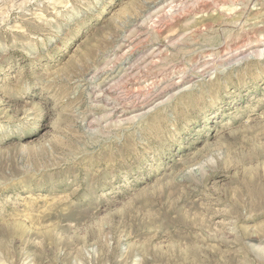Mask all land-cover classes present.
I'll return each mask as SVG.
<instances>
[{
  "label": "rangeland",
  "instance_id": "374dc122",
  "mask_svg": "<svg viewBox=\"0 0 264 264\" xmlns=\"http://www.w3.org/2000/svg\"><path fill=\"white\" fill-rule=\"evenodd\" d=\"M0 264H264V0H0Z\"/></svg>",
  "mask_w": 264,
  "mask_h": 264
},
{
  "label": "bare ground",
  "instance_id": "6f19581e",
  "mask_svg": "<svg viewBox=\"0 0 264 264\" xmlns=\"http://www.w3.org/2000/svg\"><path fill=\"white\" fill-rule=\"evenodd\" d=\"M157 18V17H156Z\"/></svg>",
  "mask_w": 264,
  "mask_h": 264
}]
</instances>
